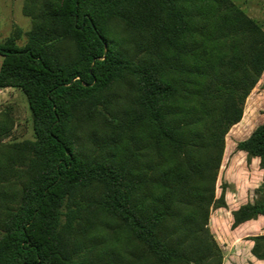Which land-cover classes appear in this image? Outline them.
I'll return each instance as SVG.
<instances>
[{
    "label": "trees",
    "instance_id": "1",
    "mask_svg": "<svg viewBox=\"0 0 264 264\" xmlns=\"http://www.w3.org/2000/svg\"><path fill=\"white\" fill-rule=\"evenodd\" d=\"M0 43V264H223L210 229L226 136L264 73V29L232 0H26ZM260 160L264 123L239 142ZM257 192L264 194V183ZM264 217V199L232 213ZM264 260V235L252 237Z\"/></svg>",
    "mask_w": 264,
    "mask_h": 264
},
{
    "label": "rangeland",
    "instance_id": "2",
    "mask_svg": "<svg viewBox=\"0 0 264 264\" xmlns=\"http://www.w3.org/2000/svg\"><path fill=\"white\" fill-rule=\"evenodd\" d=\"M232 1L264 29V0ZM25 3L26 0H0V43H4L12 37L17 39V44L20 47L27 43L28 33L32 30V19L24 13ZM2 62L3 58L0 56V69ZM244 108L242 121L233 126L226 136L225 155L216 187L217 197H220L222 189L226 185V199L230 207L228 206L225 211L220 213L214 210L210 222V228L213 234L215 233L214 237L224 252L225 248L228 247L225 243H230L233 237L231 233V211L248 202L264 199V194L256 192L257 188L248 183L249 176L259 184L262 182L256 169H251L249 166L244 167L243 171L237 167L235 169L230 168L232 161L237 159V144L246 139L258 125L264 123V73L260 82L247 98ZM7 110L10 111L15 126L3 142L34 140L29 103L21 90L15 88L0 90V112ZM222 218L227 219L226 224H223L225 225L224 231L218 226L221 224L218 221Z\"/></svg>",
    "mask_w": 264,
    "mask_h": 264
},
{
    "label": "crops",
    "instance_id": "3",
    "mask_svg": "<svg viewBox=\"0 0 264 264\" xmlns=\"http://www.w3.org/2000/svg\"><path fill=\"white\" fill-rule=\"evenodd\" d=\"M246 166H249L251 169H256L257 175L261 176L262 182L260 184L254 179H251V177L249 176L248 183L253 184V186L257 188L256 189L257 192L260 186L264 183V171L260 168V160L258 158H252L251 161L249 162L246 153L238 152L237 159H234L232 161L230 168L235 169L237 167L242 169L241 171H243L244 167ZM229 182L231 183V181ZM226 203H227L226 208H218L216 210L219 213L221 211H225L228 208V206L230 207V204L227 201V199H226ZM239 207H236L231 211L232 223H233L232 213L236 211ZM218 212L217 214L220 215ZM211 221H212V215L210 218V222ZM218 222L221 223L218 224V226L222 229V231H224L225 225L223 224L224 223L226 224L227 219L222 218ZM216 230L218 231V229ZM231 233L233 235V237L231 238V242L225 243L226 246L228 247L225 248L226 250L224 252L223 264H264V260H259L253 256L252 249L254 246V242L251 240L252 237H256L258 235H264V217H260L257 220L248 221L244 224H241L235 229H232V224H231Z\"/></svg>",
    "mask_w": 264,
    "mask_h": 264
}]
</instances>
